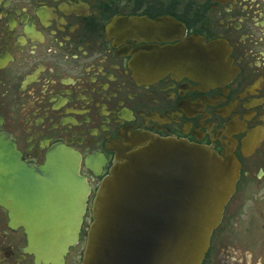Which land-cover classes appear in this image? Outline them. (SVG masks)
I'll return each instance as SVG.
<instances>
[{
  "label": "flooded vegetation",
  "instance_id": "1",
  "mask_svg": "<svg viewBox=\"0 0 264 264\" xmlns=\"http://www.w3.org/2000/svg\"><path fill=\"white\" fill-rule=\"evenodd\" d=\"M207 44L215 77L199 50L192 58ZM138 60L162 66L140 80ZM134 131L234 159L235 188L200 264H264V0H0V133L34 165L56 145L73 149L89 187L57 264L80 263L95 191ZM27 245L0 203V264H53Z\"/></svg>",
  "mask_w": 264,
  "mask_h": 264
},
{
  "label": "water",
  "instance_id": "2",
  "mask_svg": "<svg viewBox=\"0 0 264 264\" xmlns=\"http://www.w3.org/2000/svg\"><path fill=\"white\" fill-rule=\"evenodd\" d=\"M215 77L213 44L191 46ZM202 62L197 70L204 74ZM162 63L135 61V76L153 78ZM143 71L138 74V70ZM109 173L92 203L80 264H200L237 177L234 159L183 139L135 131L115 147ZM80 155L54 146L43 164L21 159L0 133V203L21 225L27 250L57 264L77 238L88 184Z\"/></svg>",
  "mask_w": 264,
  "mask_h": 264
}]
</instances>
